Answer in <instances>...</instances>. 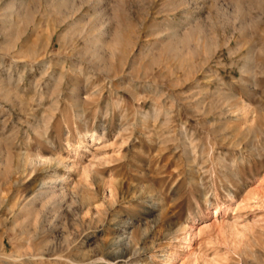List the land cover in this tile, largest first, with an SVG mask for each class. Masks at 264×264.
Segmentation results:
<instances>
[{
	"label": "rangeland",
	"instance_id": "374dc122",
	"mask_svg": "<svg viewBox=\"0 0 264 264\" xmlns=\"http://www.w3.org/2000/svg\"><path fill=\"white\" fill-rule=\"evenodd\" d=\"M0 264H264V0H0Z\"/></svg>",
	"mask_w": 264,
	"mask_h": 264
},
{
	"label": "bare ground",
	"instance_id": "6f19581e",
	"mask_svg": "<svg viewBox=\"0 0 264 264\" xmlns=\"http://www.w3.org/2000/svg\"><path fill=\"white\" fill-rule=\"evenodd\" d=\"M90 136H92V135H90ZM93 137L94 138H97L98 136L94 133L93 134ZM100 139V138H99ZM218 208V207H217ZM221 209V208H220ZM218 211H219V208L218 209H215V211L213 212L214 213V215H216L217 213H218ZM197 233V232H196ZM3 237V236H2Z\"/></svg>",
	"mask_w": 264,
	"mask_h": 264
}]
</instances>
